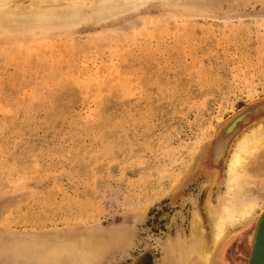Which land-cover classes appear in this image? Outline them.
I'll use <instances>...</instances> for the list:
<instances>
[{
	"label": "rangeland",
	"instance_id": "374dc122",
	"mask_svg": "<svg viewBox=\"0 0 264 264\" xmlns=\"http://www.w3.org/2000/svg\"><path fill=\"white\" fill-rule=\"evenodd\" d=\"M230 1L2 27L0 264H80L60 246L94 242L89 264H175L194 211L210 247L233 147L264 122V0ZM253 228H230L210 264H247Z\"/></svg>",
	"mask_w": 264,
	"mask_h": 264
},
{
	"label": "bare ground",
	"instance_id": "6f19581e",
	"mask_svg": "<svg viewBox=\"0 0 264 264\" xmlns=\"http://www.w3.org/2000/svg\"><path fill=\"white\" fill-rule=\"evenodd\" d=\"M9 1L12 0H0V30L3 26L6 27L11 24V22L19 24L20 21H25L26 23L35 22L44 25H63L67 22L75 20L78 21L79 18L83 16V7H85L87 3L90 6V8L88 7V13L90 10L91 14H89L91 16L93 15L95 18L98 14L100 15L103 10L107 9V12H109L108 8L113 4V2H117V0H30L27 6L18 5L15 6L16 11H11V8L5 4ZM122 1L139 4L151 0ZM229 2L231 1L229 0ZM5 5L7 6L6 9L3 8ZM115 12L117 13V10ZM85 14H87V9ZM263 150L264 122L249 128V130L237 140L235 146L233 147L225 172L227 176L224 183V195L220 198V202H218L219 204H217V206H210L207 208V215L211 223L212 233L210 247L206 248L205 245L202 244L203 241L199 237L202 233V229L200 227L198 214L194 211L191 218L190 232L197 243L191 245L194 248L191 253L186 252V249L178 252H175V250L171 251L176 256L175 264H187V262H189V264H210L212 252L225 238L230 228L242 225L243 223L253 219L257 228L256 230H258L259 222L264 214V195L260 194L261 192L257 190V187L259 179L264 180V176L260 177L255 174L256 172H253L252 159L255 156H259ZM259 210L262 213L256 215ZM255 235H257V231H255V234L250 235V239L253 242L252 253L255 247ZM61 248H63V251L61 250V252L69 253V255H73L70 253H75L74 255L78 258L77 263L80 264H89L88 258L95 257L100 249L99 245L95 242L88 243L80 249L78 246L72 244H63L60 246V249ZM193 252L198 258L191 261L190 255ZM172 253L169 251V254ZM54 258H56V256ZM56 262L58 263L57 259L51 260L49 264H54Z\"/></svg>",
	"mask_w": 264,
	"mask_h": 264
},
{
	"label": "water",
	"instance_id": "95a60500",
	"mask_svg": "<svg viewBox=\"0 0 264 264\" xmlns=\"http://www.w3.org/2000/svg\"><path fill=\"white\" fill-rule=\"evenodd\" d=\"M230 131V130H229ZM228 131V132H229ZM260 212L259 214H261ZM256 226L254 224V228L250 235L255 234L257 231V235L255 238V247L252 253V240L250 239V235L248 236V244H249V257L247 258V264H264V214L261 217L259 222L258 230H256ZM254 238V237H252Z\"/></svg>",
	"mask_w": 264,
	"mask_h": 264
}]
</instances>
